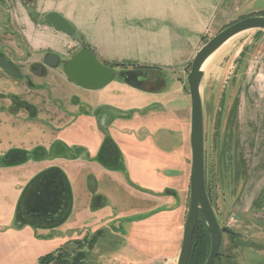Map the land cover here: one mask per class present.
Wrapping results in <instances>:
<instances>
[{
  "label": "crops",
  "instance_id": "crops-1",
  "mask_svg": "<svg viewBox=\"0 0 264 264\" xmlns=\"http://www.w3.org/2000/svg\"><path fill=\"white\" fill-rule=\"evenodd\" d=\"M4 1L11 6L10 27L24 42L5 48L9 53H25L28 56L23 62L25 67L35 72L24 93L39 94L43 101L51 104L55 100L58 105L47 108L46 112L39 111L34 104L26 109L11 108L13 98L17 107L25 99L17 87L25 86L24 80L11 82L0 77V99L6 103L0 116L7 114L4 116L8 117V129L18 134L14 139L17 144H10L9 152L23 150L27 154L25 161L13 165H5L4 158L9 152L0 154V264H39V258L49 254L51 244L59 248L78 237L70 235L78 234L75 226L54 228L60 218L71 216L73 208H66L52 223L40 216L20 213L26 192L52 163L63 170L65 165L93 164L97 172L96 178L92 177L95 195L99 194L98 186L103 178L122 174L116 171L115 164H124L126 189L150 196L153 203L148 216L132 222L133 225L142 228L141 235H148L149 239H155L156 228L169 226L170 240L166 242L171 247L173 243L170 251L175 252L174 256L176 217L181 210L176 206L160 207L166 204L162 201L163 192L172 180H175L174 186H170L174 187L173 196L177 194V166L180 158L183 164L186 161L191 123L187 75L193 58L206 43L205 38L210 40L233 15L254 10L257 4L242 8L238 0ZM25 3H30L29 10ZM51 12L68 20L82 42L48 23L45 16ZM83 46L108 65L119 62L161 71L150 75L129 67L128 70L140 75L138 81L128 83L117 78L105 88L92 91L71 83L60 68L51 69L43 63L46 52L68 55ZM5 55L15 60L11 54ZM25 76L29 79V75ZM4 84L15 90L4 91ZM30 95L33 94L28 98L34 97ZM72 149H77L79 154L73 157ZM52 157L54 161L47 159ZM87 158L89 161H85ZM89 178L87 175L84 181ZM69 182L74 197V185L70 179ZM102 196L105 202H114ZM124 242L127 247L133 244L135 235L128 236ZM162 248L154 253L153 263L172 261V255L161 253Z\"/></svg>",
  "mask_w": 264,
  "mask_h": 264
},
{
  "label": "rangeland",
  "instance_id": "rangeland-1",
  "mask_svg": "<svg viewBox=\"0 0 264 264\" xmlns=\"http://www.w3.org/2000/svg\"><path fill=\"white\" fill-rule=\"evenodd\" d=\"M238 1L242 8L250 3L252 7L256 3L257 7L233 15L232 20L219 28L214 36L242 18L264 16V0ZM25 6L28 10L31 8L30 3H25ZM10 17L11 6L5 1L0 2V52L11 54L20 72L29 75V79L24 77L15 79L0 68V77L11 82L24 80L25 86L17 85V87L25 99L23 98L24 101H20L21 106L17 107L13 98L11 108L26 109L22 104H34L39 111L46 112L47 108H53L58 103L53 100L49 104L36 93H29L34 97L28 98L29 94L24 93L28 89L30 78H35V72L25 67L23 62L28 57L25 53L8 52L10 44H24L23 38L15 33L13 27H10ZM7 27H10V30ZM69 37L78 40L71 35ZM208 41L205 38V42ZM77 52L78 48L68 55L62 54V57L67 60ZM117 69L122 71V68ZM128 69L129 67L124 70ZM154 70L155 72H151L150 75L161 71ZM51 80L54 81L53 78ZM3 89L15 90L13 86L6 84L3 85ZM201 92L204 104L207 188L220 226L232 231L223 234L220 254L215 264H264V30L241 33L218 50L205 66ZM5 106L6 103L0 99V110L3 111ZM4 115L7 114L0 116V154L8 153L11 150L10 144L12 146L17 144L14 139L18 136L8 129V117ZM186 144V161L183 164L180 158L177 166L178 192L175 196L168 193V191L173 192L174 187L170 186H174L175 180H172L163 192L162 201L166 204L160 207L164 209L176 206L181 210L176 217L178 231L174 256L175 252L170 251L173 243L171 247L170 243L166 242L169 226L165 229L162 225L161 230L156 228L155 239L153 237L149 239L148 235H141L144 233L142 228L133 225L132 222L148 216L153 203L150 201V196L145 197L132 188L126 189L128 181L123 174L124 164L121 166L115 164L116 171L122 174L107 175L103 178L98 186L99 194L95 195L96 188H91L89 181H84L87 175L91 178L97 176L93 164L87 162L65 165L66 171L55 163L49 168L64 174L67 188L69 185V191L67 190L69 206L73 208L71 216L60 218L54 228L62 225L75 226L73 228L78 230V234L70 235L81 238H72L59 248L53 243L47 253H53L60 248L75 253L84 251L88 255L82 264H155L152 261L154 253L163 246L161 253L168 257L172 255V258L170 257L172 261L167 264H174L181 250L183 229L190 203L189 180L192 156L188 138ZM70 153L75 157L79 151L72 149ZM47 159L54 161V157ZM85 161H89V158ZM69 179L74 185V197ZM102 195L108 196L116 205L114 202H105L106 199ZM22 206L23 204L20 203V213L24 211ZM98 230H102V233ZM53 234H56L55 231ZM133 235L136 242H132L133 244L128 247L125 246L124 239L127 240L128 236ZM91 239L93 241L99 239V241L96 245H90L88 241ZM81 240L86 242L82 246L78 244ZM164 261L167 262L168 259L165 258Z\"/></svg>",
  "mask_w": 264,
  "mask_h": 264
},
{
  "label": "water",
  "instance_id": "water-1",
  "mask_svg": "<svg viewBox=\"0 0 264 264\" xmlns=\"http://www.w3.org/2000/svg\"><path fill=\"white\" fill-rule=\"evenodd\" d=\"M4 0H0L2 2ZM45 20L55 29L67 35H71L82 42L81 37L75 31L74 26L62 15L51 12L46 14ZM252 30H264V16H248L233 22L217 35L212 37L196 53L187 75V86L191 98V119H190V147H191V172H190V203L186 222L184 224L182 246L178 256L177 264H188L193 246V238L198 223L199 215L202 214L210 234V251L205 264H214L220 252L223 232L232 233L231 230L221 227L212 206L209 189L206 180L205 163V129H204V104L202 98V82L204 79V64L208 59L220 50L233 37ZM43 63L51 68H60L67 79L78 87L97 91L105 88L117 78H123L126 82L138 81L140 75L134 71H119L105 62L101 61L94 52L87 46H83L75 56L65 60L62 55L56 52H46L43 56ZM0 68L15 79L25 78L18 67L5 54L0 52ZM27 159L23 150H12L4 158L5 165L21 164ZM54 177V179H53ZM65 176L62 172L49 169L44 172L33 185L32 192L44 195L49 201L53 198L56 202L51 208L60 209V216L70 208L68 202V188L65 184ZM57 184V185H54ZM94 180L90 179L89 184L94 187ZM90 185V186H91ZM45 186V187H44ZM44 187V189H43ZM43 189V190H42ZM68 190V191H67ZM41 191V192H39ZM174 194V191H168ZM46 205V203H43ZM85 252H78L72 260V264H79Z\"/></svg>",
  "mask_w": 264,
  "mask_h": 264
},
{
  "label": "trees",
  "instance_id": "trees-1",
  "mask_svg": "<svg viewBox=\"0 0 264 264\" xmlns=\"http://www.w3.org/2000/svg\"><path fill=\"white\" fill-rule=\"evenodd\" d=\"M109 65L114 68H122V70L128 67H131L134 71H137V72L151 73L154 70V68H138L137 66H134L133 64L110 63ZM99 233H101V231ZM210 244H211V241H210V234L208 231V227L202 215H200L196 229H195V233H194L193 246H192V251H191L188 264H205L208 258V255H209ZM74 253L75 252L73 251L66 250V249L63 250V248H60L59 250L53 253H49L41 257L39 259V264H72ZM219 254L216 258V261L219 257ZM80 264H82V262Z\"/></svg>",
  "mask_w": 264,
  "mask_h": 264
},
{
  "label": "flooded vegetation",
  "instance_id": "flooded-vegetation-1",
  "mask_svg": "<svg viewBox=\"0 0 264 264\" xmlns=\"http://www.w3.org/2000/svg\"><path fill=\"white\" fill-rule=\"evenodd\" d=\"M24 75V74H23ZM22 105H24L26 108L28 107L26 104H22ZM206 176H207V170H206ZM53 179H54V177H53ZM92 179V178H91ZM90 180V179H89ZM88 180V181H89ZM206 180H207V178H206ZM189 182H190V180H189ZM94 185H95V182L93 183ZM54 185H57V184H55L54 183ZM91 184H89V186H90ZM58 186V185H57ZM45 187V186H44ZM44 187H43V189H44ZM95 187V186H94ZM93 187V185H91V188H94ZM42 189V190H43ZM44 191V195H42V194H37V190L35 191V192H32V189L31 190H29V192L27 193V195L25 196V198H24V201H23V208H24V214H27V215H35V216H40L42 219H45L46 221H49V222H54V221H56L58 218H60L61 216H60V214H59V212H60V209L59 208H57V207H54V208H51L52 207V204L54 203V202H56V199L55 198H53V200L52 201H49V199H47L46 200V196H45V193H46V191L45 190H43ZM39 192H41V191H39ZM43 203H46V205H43ZM200 215H202V214H200ZM199 215V216H200ZM203 217V216H202ZM199 219V218H198ZM204 219V218H203ZM99 232L101 231V233H102V230H98ZM224 233H226V232H223V234ZM98 234V233H97ZM94 236H96V235H94ZM99 236V235H98ZM222 237H223V235H222ZM97 238H101V237H97ZM99 239L97 240H95V241H93V239H91L90 241H88L91 245H96L97 243H98V241H99ZM95 242V243H94ZM84 243H86L85 241H80V242H78V244L80 245V246H82V244H84ZM221 249V248H220ZM80 252V251H79ZM84 252V251H83ZM78 252H76L75 254H74V256L77 254ZM87 252H85V256L84 257H82L81 258V260L79 261V264L81 263V262H83L84 260H86L87 259ZM190 259V258H189ZM73 260V259H72ZM177 261H178V259H177ZM177 264V263H176Z\"/></svg>",
  "mask_w": 264,
  "mask_h": 264
},
{
  "label": "bare ground",
  "instance_id": "bare-ground-1",
  "mask_svg": "<svg viewBox=\"0 0 264 264\" xmlns=\"http://www.w3.org/2000/svg\"><path fill=\"white\" fill-rule=\"evenodd\" d=\"M213 57V55L208 59V61L204 64L203 69H205V66L207 65V63L209 62V60Z\"/></svg>",
  "mask_w": 264,
  "mask_h": 264
}]
</instances>
